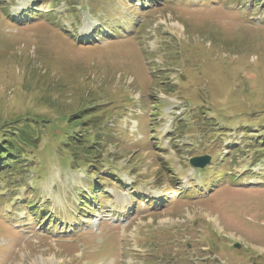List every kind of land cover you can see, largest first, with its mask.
Returning a JSON list of instances; mask_svg holds the SVG:
<instances>
[{
  "label": "rangeland",
  "instance_id": "374dc122",
  "mask_svg": "<svg viewBox=\"0 0 264 264\" xmlns=\"http://www.w3.org/2000/svg\"><path fill=\"white\" fill-rule=\"evenodd\" d=\"M3 140L0 264H264V0H0Z\"/></svg>",
  "mask_w": 264,
  "mask_h": 264
},
{
  "label": "trees",
  "instance_id": "16d2710c",
  "mask_svg": "<svg viewBox=\"0 0 264 264\" xmlns=\"http://www.w3.org/2000/svg\"><path fill=\"white\" fill-rule=\"evenodd\" d=\"M5 143H6L5 140L0 141V174L8 172V174L14 173L17 176L22 177V172L18 171L19 168H15V167L26 166L25 163L26 160H24L23 153H21L19 150L12 149L11 147L13 145H11L10 143L7 144ZM77 143H79V146L85 144L84 141H77Z\"/></svg>",
  "mask_w": 264,
  "mask_h": 264
},
{
  "label": "water",
  "instance_id": "95a60500",
  "mask_svg": "<svg viewBox=\"0 0 264 264\" xmlns=\"http://www.w3.org/2000/svg\"><path fill=\"white\" fill-rule=\"evenodd\" d=\"M209 158L207 156H203V157H194L191 158L189 160V163L193 166V167H204V165H206L208 163ZM235 247H239V244H234Z\"/></svg>",
  "mask_w": 264,
  "mask_h": 264
},
{
  "label": "bare ground",
  "instance_id": "6f19581e",
  "mask_svg": "<svg viewBox=\"0 0 264 264\" xmlns=\"http://www.w3.org/2000/svg\"><path fill=\"white\" fill-rule=\"evenodd\" d=\"M111 264H116L115 260H112V261H111Z\"/></svg>",
  "mask_w": 264,
  "mask_h": 264
}]
</instances>
